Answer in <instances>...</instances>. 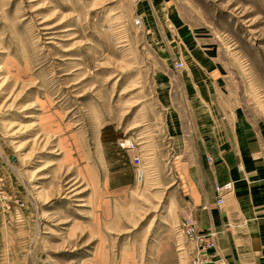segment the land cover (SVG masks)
Wrapping results in <instances>:
<instances>
[{
	"label": "rangeland",
	"instance_id": "obj_1",
	"mask_svg": "<svg viewBox=\"0 0 264 264\" xmlns=\"http://www.w3.org/2000/svg\"><path fill=\"white\" fill-rule=\"evenodd\" d=\"M182 72L199 89L209 73L261 131L239 164L262 192L264 0H0V264H189L176 243L197 223L176 218L186 159L165 124L199 100Z\"/></svg>",
	"mask_w": 264,
	"mask_h": 264
},
{
	"label": "crops",
	"instance_id": "obj_2",
	"mask_svg": "<svg viewBox=\"0 0 264 264\" xmlns=\"http://www.w3.org/2000/svg\"><path fill=\"white\" fill-rule=\"evenodd\" d=\"M196 63H200V58ZM179 78L186 87V96L187 90L191 95L197 92L199 100L191 109V117L187 116V104L175 109L170 105L165 111V124L171 138L174 137L173 144H183L182 151L179 148L174 150L175 157L184 156L186 159L182 164L184 185L181 201L175 206L178 207L176 218L179 222L188 215L196 221L200 231L217 232V244L210 251V264H264V189L261 192L254 187L242 186L244 180L240 169L243 165L239 164L243 159L240 154H245L248 142L251 149L261 131L258 133L251 123L238 118L236 104L223 105L219 96L225 94L222 89L213 90L209 73H203L204 85L200 89L193 83H187V72H182ZM215 95L218 96L216 102L213 101ZM223 107L229 110L224 111ZM222 112H225L226 120L220 116ZM187 118H191L197 127L193 126L188 137L193 149L190 156L204 162L206 168L202 171L199 166L195 169L187 167ZM179 135H182V140ZM199 148L200 155L197 153ZM193 176L198 179L193 180ZM230 181L235 183L234 191L224 196L223 206H218L217 198L223 195L220 193L223 188L219 186ZM239 220L244 221V225L234 222Z\"/></svg>",
	"mask_w": 264,
	"mask_h": 264
},
{
	"label": "built area",
	"instance_id": "obj_3",
	"mask_svg": "<svg viewBox=\"0 0 264 264\" xmlns=\"http://www.w3.org/2000/svg\"><path fill=\"white\" fill-rule=\"evenodd\" d=\"M175 67L181 69L184 67L182 61H177ZM224 118V117H223ZM126 148H134L133 143L124 144ZM148 159L144 157L142 153L135 156L133 159V165L136 171L139 181H143L150 165L147 162ZM220 188V187H219ZM217 204L219 206L224 204V199L221 196ZM180 232L178 234L177 251L182 257H189V264H210L212 263V255H209V251L213 250L216 246L217 232L215 231H200L195 225L192 224L191 218H185Z\"/></svg>",
	"mask_w": 264,
	"mask_h": 264
},
{
	"label": "bare ground",
	"instance_id": "obj_4",
	"mask_svg": "<svg viewBox=\"0 0 264 264\" xmlns=\"http://www.w3.org/2000/svg\"><path fill=\"white\" fill-rule=\"evenodd\" d=\"M194 225V224H193ZM196 226V225H195ZM197 227V226H196ZM198 228V227H197ZM199 229V228H198ZM214 249V248H213Z\"/></svg>",
	"mask_w": 264,
	"mask_h": 264
}]
</instances>
